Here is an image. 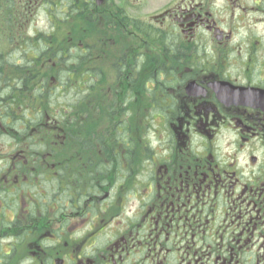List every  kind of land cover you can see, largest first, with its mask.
Returning <instances> with one entry per match:
<instances>
[{
	"label": "flooded vegetation",
	"instance_id": "1",
	"mask_svg": "<svg viewBox=\"0 0 264 264\" xmlns=\"http://www.w3.org/2000/svg\"><path fill=\"white\" fill-rule=\"evenodd\" d=\"M93 8L105 73L0 83V264H264V0Z\"/></svg>",
	"mask_w": 264,
	"mask_h": 264
},
{
	"label": "trees",
	"instance_id": "2",
	"mask_svg": "<svg viewBox=\"0 0 264 264\" xmlns=\"http://www.w3.org/2000/svg\"><path fill=\"white\" fill-rule=\"evenodd\" d=\"M93 5H95L94 0H0V44L5 45V47H0V83L9 87L11 86V80L16 79L18 81L16 84L21 86L22 83L19 78L23 80L24 78H30L29 74L27 76L28 72H32L33 77H48L50 72H58L52 66V63L56 62L55 59L65 61L66 68L77 71L78 76L80 74H82L81 77H89L91 74L97 75L98 68L103 67L105 63L102 61L99 64L97 63L98 65L96 64L93 50H99L95 49L97 39L92 43L93 35L89 37L86 32L89 26L92 30L103 29L102 31H104L106 25L97 22L96 15L92 11ZM42 7L47 14L52 13V17L49 18L51 31L43 33L33 29L34 34L30 35L33 18L38 15ZM75 19L80 21L81 28L79 24L73 25ZM63 25L69 31H75L80 35L82 39L80 44H75L74 41L68 39H66L68 43L58 41V33ZM15 38L18 39L19 44L14 43ZM69 39H72V35L69 36ZM13 51L20 52L26 58L25 64L21 65L18 64L19 62L8 60V55ZM101 52L106 53L102 50ZM31 55H33V58L30 57ZM41 63L47 65L42 66ZM95 85V83L87 85L66 83L64 87L65 92L81 93L85 97L90 94ZM54 96V94H50L49 97L52 103L55 102ZM72 99L71 103L66 105L69 109H76L77 99ZM84 103L88 104L90 102L83 100L82 106ZM83 109L84 111L90 110L89 106L83 107ZM85 113H83V116H87ZM65 120L69 126L77 123L67 117Z\"/></svg>",
	"mask_w": 264,
	"mask_h": 264
},
{
	"label": "rangeland",
	"instance_id": "3",
	"mask_svg": "<svg viewBox=\"0 0 264 264\" xmlns=\"http://www.w3.org/2000/svg\"><path fill=\"white\" fill-rule=\"evenodd\" d=\"M96 2V0H94ZM168 0H139V2H134L133 0H110V2L112 3H120V4H123L125 6H130V12L132 13H135L136 15L142 17V18H145V19H149L150 18V15L157 12L160 8L163 7V5H165V3L167 2ZM132 4H136V5H132ZM96 8V7H94ZM92 9V11L96 12V9ZM97 19H100L99 21V24H102L105 22V20H107V18H105L103 15L106 14L105 13V10L104 9H98L97 10ZM50 16L52 17V13H49L47 14L45 9L42 7L40 8L39 12H38V15L36 17L33 18V24H31V27H30V35H33L34 34V30H37V31H41L43 33H49L51 31V22L49 20ZM105 19V20H104ZM79 24V27L81 28V24H80V21L78 19H75L73 25H78ZM61 28V27H59ZM34 29V30H33ZM86 30H87V27H86ZM103 29H96V30H92L89 26L86 34L91 37L90 35H93V38L91 39L92 43H94L97 39V42L96 43V46H95V49L98 47V46H102V47H105L106 46V40H107V35H106V31H102ZM27 35L29 36V34L27 33ZM72 35V39H69V36ZM96 35V37H94ZM109 38V37H108ZM72 40L74 41V43L76 44H80L81 43V37L80 35L75 32V31H69V29H67L65 27V25H63V28L59 31L58 33V41H61V42H67L68 41L66 40ZM74 39V40H73ZM119 39V44L118 46H122L123 44V38L122 36H119L118 37ZM65 40V41H64ZM14 43L15 44H19V41L17 38L14 39ZM110 44L107 46L109 48ZM0 47H5L4 44H0ZM108 48L104 49V52H100L98 50L99 53H102V54H97L96 55V50H93L94 51V57H95V61H96V64L98 63H101L102 61H104V63L106 64L108 61H107V58L108 55L107 52H108ZM33 56V55H32ZM8 60L9 61H20L21 64H25V60L26 58L23 57L21 55L20 52H17V51H13L10 55H8ZM89 63V62H87ZM97 64V65H98ZM107 66V65H106ZM106 66L101 68L102 72L105 73L106 71ZM7 67V66H6ZM54 73L55 76L57 77V81H52L55 85V86H58L59 85V79H60V76L58 74V72H50L49 73V77L50 75ZM105 83L109 86V83L105 81ZM105 84V87L106 89L108 88L107 85ZM51 83L49 81V87H51ZM63 90V89H62ZM105 90V89H104ZM67 92V93H66ZM62 91L60 94L59 91H56L55 92V96L53 97V99L55 100V102H60L62 105H65L66 104H69L71 103V101L73 100L72 98L75 97V94L74 92H70V91ZM106 93V92H105ZM74 94V95H73ZM88 105V104H87ZM67 107V106H66ZM89 111V114H88V121H89V125H87L85 127V129L88 127L91 129L90 126H92V123H91V113H94V110H87V112ZM131 121L133 120V118H129ZM151 120V119H150ZM148 119L145 120V122H147ZM101 127V126H100ZM97 130V128H95Z\"/></svg>",
	"mask_w": 264,
	"mask_h": 264
}]
</instances>
